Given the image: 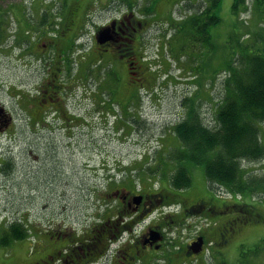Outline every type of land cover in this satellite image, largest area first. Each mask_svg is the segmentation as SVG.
I'll return each instance as SVG.
<instances>
[{"label":"flooded vegetation","instance_id":"af4514ba","mask_svg":"<svg viewBox=\"0 0 264 264\" xmlns=\"http://www.w3.org/2000/svg\"><path fill=\"white\" fill-rule=\"evenodd\" d=\"M69 1L59 4V12L63 14L58 15L57 21L56 16L47 15L41 25L38 14H32L31 20L28 18L31 23L25 21L34 33L41 31L40 50L34 51L32 42L27 53L39 57L49 55L47 81L36 85L33 93L20 91L15 95L21 100L19 117L15 119L0 101V134L19 135L18 148L9 147L0 152V178L18 179L22 187L28 184L31 195L48 194V202L44 201L46 205L36 211L34 223L23 221L19 208L6 218L0 235L5 230L19 231V228L27 234L23 239H14L7 247H0V264H207V250L211 256L215 252L224 254L235 243L238 257L254 251L258 243L254 238L264 217L259 205L246 195L227 198L207 186L177 190L169 182L149 185L143 181L136 187L127 176L114 178L107 173L92 174L90 181L95 183L89 185L78 175L79 169L72 163V137L81 134L76 127L79 119L64 96L70 90L68 80L61 76L62 67L68 65L70 54L75 52L76 40L85 35L91 19L94 29L90 46L85 48L80 44L77 47L82 48L76 50L81 53L75 59L79 77L84 81L89 78L95 87L92 96L98 98L99 104L107 103L111 109L119 105L134 107V103L140 104L152 94L156 84L161 64L155 63V56L148 54L145 39L156 22L153 15H159L157 21L163 18L170 0L159 1L153 15L145 10L138 13L135 0H117L104 7L105 12L94 19L90 1L76 0L70 8ZM201 2L196 0V5L190 2L188 14L178 19L196 11ZM203 2L202 8L206 9ZM53 7L43 6L41 10ZM177 21L173 26L169 22L171 32L166 37L173 38L172 29L175 31ZM214 32L212 28V51ZM19 33L18 27V55ZM183 43L189 58L192 43L187 38ZM168 45L173 50L179 42L172 40ZM32 81L20 86L34 84ZM14 88L12 91L19 90V83ZM73 120L77 123L73 124ZM83 160L84 167L91 166L88 158ZM97 165L98 170L103 163ZM93 173H97L96 169ZM73 177L77 189L67 191L66 188L71 189ZM27 180H36L41 189L31 187ZM72 194L75 198H88L89 206H73ZM71 214H81L83 220L78 221L77 216L72 220ZM198 217L209 222L207 228L194 230L193 221H189ZM184 224H187L184 236L181 230L173 231ZM174 233L175 239L171 237Z\"/></svg>","mask_w":264,"mask_h":264},{"label":"rangeland","instance_id":"374dc122","mask_svg":"<svg viewBox=\"0 0 264 264\" xmlns=\"http://www.w3.org/2000/svg\"><path fill=\"white\" fill-rule=\"evenodd\" d=\"M58 1L60 0H0V101L9 109L14 119L19 117V106L21 105V100L15 95L20 91L33 93L36 85L44 83L49 77L47 67L49 64L46 63L50 59L49 55L39 57L27 53L28 46H31L32 42L34 44L31 47L35 48L34 51L40 50L42 36H40L41 31L34 33L25 21L28 18L31 20L32 14H38L44 5H53L55 13H58L60 4ZM113 1L117 0H90L93 19L99 13L105 12L104 7ZM190 2L196 5V0H190ZM190 2L182 0L180 4H175L170 8V15L174 16V20L177 21L178 17L188 14L189 8L191 9ZM199 2L201 0H197V3ZM149 3L150 1L147 0H135V9L138 13H143ZM232 3L233 0H221L220 23L214 31L216 42L226 46L225 49H216L211 59L205 63L203 73L195 69L198 66L199 68L204 66V55L199 47L193 48L194 57L187 58L181 51L176 55L171 53L168 42L173 39L166 37L171 32L170 20L167 19V11L165 16L162 13L163 18L153 23L150 35L145 39L148 54L155 56V63L161 64L156 84L152 94L143 98L140 104L134 103V107L126 108L119 105L111 109L108 108L107 103L99 104L98 98L92 96L95 93V87L89 82V78L84 81L79 77L78 61L75 59L81 53H76V50L82 48L77 47L80 44L85 48L90 46L91 31L94 25L89 19L85 35L76 40L75 52L70 54L68 65L65 68L62 67L64 70L61 74L64 77L63 80H68L70 90V93L67 92L64 96L69 99L67 100L71 104L72 111L78 114L79 123L76 120L72 123H77L76 127L81 134L72 137V163L79 169L78 175L83 177L84 182L92 185L95 183V181H90L92 174L107 173L113 175L114 178L127 176L136 182V187L143 181L149 185H158L159 182L167 185L174 166L171 162L164 163L165 160L161 153L164 148L177 144L171 132L173 126L185 116L186 106L183 101L194 96L198 91L197 97L199 98L194 99L199 104L200 112H205L201 114L205 117V122L211 124L217 103L224 95L225 79L229 76L225 60H229V54L234 49L233 42L230 41L231 33L239 31L237 35L243 34L250 42L259 33L264 37V0H245L242 6L237 7L236 13L231 9ZM243 6L246 8L244 9ZM96 21H98L97 18ZM18 27L20 32L19 55L16 39ZM31 79H34V82ZM31 81L34 84L20 86V83ZM18 83L19 90L12 91L15 89L14 84ZM210 94L213 98H210ZM17 123L16 119V126H18ZM261 130L264 141V124L261 125ZM9 147H19V135L0 134V152L7 151ZM84 157L89 159L91 166H83ZM101 162L103 165L97 170L96 167H99L97 163ZM149 162H154L152 169L146 168V163L149 164ZM241 165L245 169V178L264 177V158L256 161L242 160ZM76 168H74L75 171ZM93 169H96L97 173H93ZM192 178V186H207L202 166L194 167ZM27 181L35 189L42 187L36 180ZM18 182V179L5 181L4 178H0V227L7 217L11 216V212L18 208L19 216L23 218V221L28 224L34 223L36 211L48 202V194L45 196L31 195L28 184L25 183L22 187ZM76 183L73 177L70 183L71 189L66 188V190H76ZM60 192L63 193V191ZM248 197L260 200L258 205L264 217V189L258 187L252 195L248 194ZM44 201L46 204H43ZM71 201L73 206L79 207L90 204L88 198H75L74 194H72ZM76 216L79 218L78 221L83 220L81 214L70 215L72 220L77 219ZM192 221L195 225L194 230L204 229L209 225V222L202 217L191 219L189 222ZM186 225L177 226L173 228V231L181 230V235L184 236L187 233ZM174 235L176 233L171 237L175 239ZM261 237H264V226L258 228L254 239L260 241ZM235 247L237 246L234 243V246L226 253L215 252L214 256H211L207 250L205 255V259L208 260L207 264H264V245L257 254L249 250L246 253L247 256H239L240 258Z\"/></svg>","mask_w":264,"mask_h":264},{"label":"trees","instance_id":"16d2710c","mask_svg":"<svg viewBox=\"0 0 264 264\" xmlns=\"http://www.w3.org/2000/svg\"><path fill=\"white\" fill-rule=\"evenodd\" d=\"M67 1L58 2L65 4ZM75 1L70 0L67 6L70 8ZM147 1L150 3L144 10L153 15L161 0ZM181 1L168 2L169 11L166 15L172 22L171 26L175 20L174 16L170 15V8L180 4ZM244 2L245 0H233L231 5L233 12L236 13L237 7L242 6ZM201 3L196 11L177 21L175 31L172 29V39L179 42V45H175L173 50L170 47V51L174 55L179 51L186 54L187 50L183 41L185 42L187 38L192 43L190 57H194L195 46L199 47L204 55V64L202 63L204 66L195 68L196 71L203 73L205 63L214 55L216 49H225L226 45H219L216 42V32H214V50H211L213 37L210 31L220 23L221 0H204L203 5L206 4V9L202 8ZM60 6L64 7V5ZM243 8L245 9L246 6ZM61 14H63L61 11L55 13L54 7L52 10H41L38 12L41 18L39 22L42 25L47 15L56 16L55 21H57L58 15ZM152 18L157 22L159 15L154 14ZM26 22L31 23L29 19ZM238 32L233 31L230 35L234 49L229 54V60H225L229 76L225 79L224 95L217 103L212 123H206L205 117L201 116L205 112H200L199 104L194 99L199 98L197 91L194 96L183 101L186 106L185 116L173 126L171 133L174 134L177 144L164 148L161 155L165 160H163L164 163L171 162L174 166L169 175V185L173 189L194 187L192 171L195 166H202L207 187L215 188L227 198L246 195L248 200L258 204L260 200L250 198L248 194L252 195L258 187L264 189V177L245 178V169L241 161H256L264 158L261 130V125L264 124V37L259 33L250 42L243 34L237 35ZM210 98H213L211 94ZM153 163H146V168L152 169ZM130 181L133 186H136L135 181L131 179ZM26 234L27 232L21 228L19 231L5 230L0 236V247H7L14 239L25 238ZM263 245L264 237H261L255 244L254 252L257 254Z\"/></svg>","mask_w":264,"mask_h":264},{"label":"water","instance_id":"95a60500","mask_svg":"<svg viewBox=\"0 0 264 264\" xmlns=\"http://www.w3.org/2000/svg\"><path fill=\"white\" fill-rule=\"evenodd\" d=\"M198 243V241L195 243V244H197ZM201 244H202V241H201V239H199V243H198V246L201 248ZM198 249H195L194 251H197Z\"/></svg>","mask_w":264,"mask_h":264}]
</instances>
